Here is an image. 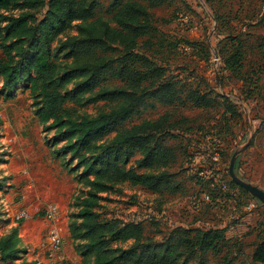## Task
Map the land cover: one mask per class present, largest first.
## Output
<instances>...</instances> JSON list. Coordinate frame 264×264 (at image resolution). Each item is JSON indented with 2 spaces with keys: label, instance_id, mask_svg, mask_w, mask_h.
<instances>
[{
  "label": "trees",
  "instance_id": "trees-1",
  "mask_svg": "<svg viewBox=\"0 0 264 264\" xmlns=\"http://www.w3.org/2000/svg\"><path fill=\"white\" fill-rule=\"evenodd\" d=\"M161 2L111 0L108 16L103 17L98 14L100 0H0L1 86L6 95H12L18 84L25 83L36 101L40 123L50 121L46 128L54 129L53 140L63 142L56 153L68 155V164L75 161L70 168L77 171L74 179L86 181L89 191L74 198L77 210L68 231L73 240L82 241L79 252L83 259L90 255L92 264H206V252H218L221 245L229 251L234 246L226 240L223 227L175 226L161 240H153L140 221L99 216V193L117 182L157 194H175L181 189L175 172L168 170L176 160L175 149L165 143L175 123L169 124L170 118L164 114L125 125L131 117L157 104L210 108L218 103L223 124L187 135L206 140L210 136L207 141L219 153L221 150V159L228 123L237 124L241 117L236 102L222 94L217 102L209 90L200 91L177 76H168L164 66L146 53H153L155 42L159 47L165 43L172 47L157 34L151 20L150 8ZM42 8V17H38ZM214 16L217 22L222 18ZM75 22L76 34L61 42L58 50L71 59V67L59 73L51 44ZM227 39L232 47L221 52L223 71L241 70L247 47L257 49L264 59V35L255 46L238 36ZM251 76L258 78L254 73ZM70 82L73 86L67 89ZM99 102L109 108L79 118L74 117L75 106L69 105ZM3 157L0 152V163L5 161ZM4 181L0 178V188ZM228 184L249 197L232 180ZM4 214L7 216L0 210V228L7 223ZM18 243L14 230L0 234V264H34L22 259ZM249 257L248 264H264V237L253 244Z\"/></svg>",
  "mask_w": 264,
  "mask_h": 264
},
{
  "label": "rangeland",
  "instance_id": "rangeland-1",
  "mask_svg": "<svg viewBox=\"0 0 264 264\" xmlns=\"http://www.w3.org/2000/svg\"><path fill=\"white\" fill-rule=\"evenodd\" d=\"M110 1L100 0L99 15L108 16L106 8ZM43 12L44 8L39 10L38 17H42ZM150 12L157 34L167 43L171 42L172 47L166 43L159 47L155 42L153 53H146L164 66L168 76H177L200 91L209 90L217 102H220L219 94L236 102L241 117L237 124L229 121L227 143H220L223 149L222 159L220 155L218 161V176L215 169L209 170L214 163L210 142L187 135L189 131L210 130L223 124L218 103L210 108L157 104L131 117L125 125L156 119L164 114L169 116V124L175 123L165 143L175 149L176 160L168 170L175 172L181 189L175 194H157L139 185L117 182L99 193V216L125 222L140 221L147 236L153 240H161L175 226L223 227L226 240L234 246L229 251L221 245L218 252H206V264H248L253 244L264 237V205L248 191L249 197H246L229 186L228 166L233 154L248 143L236 155L235 173L264 190V59L257 49L247 47L241 70L223 71L221 52H227V46H230L227 38L230 36H238L245 43L256 45L264 35V0H162L150 8ZM215 14L222 15L219 22ZM75 24L51 44L59 73L71 67V59L58 50L61 42L76 34ZM182 44L188 49H182ZM253 73L258 78H253ZM253 84L256 86L252 87ZM72 86L73 82H70L66 87ZM35 102L24 82L17 85L12 95H6L0 80V152L4 153L5 160L0 163V178L5 179L0 188V210L12 214L26 208L29 212V217L22 220H13L4 214L7 223L0 228V234L14 230L19 237L22 259L34 264H92L90 255L83 259L79 252L82 241L73 240L68 231L72 214L77 210L74 198L87 193L89 187L84 179L80 182L74 179L77 171L70 168L75 161L68 164V155L62 157L56 153L55 149L63 142L53 140L54 129L46 128L50 121L45 125L40 123ZM69 105L76 108L75 118L109 108L100 102ZM209 192L212 193L211 202L201 203L198 207L191 204L192 195ZM248 203L256 204L260 211L252 214L253 210L245 208ZM49 204L57 209L54 222L42 215ZM53 223L61 229L62 244L58 253L49 258L46 236ZM258 223L263 226L259 232L252 233L247 228ZM230 227L237 232L228 231Z\"/></svg>",
  "mask_w": 264,
  "mask_h": 264
},
{
  "label": "built area",
  "instance_id": "built-area-1",
  "mask_svg": "<svg viewBox=\"0 0 264 264\" xmlns=\"http://www.w3.org/2000/svg\"><path fill=\"white\" fill-rule=\"evenodd\" d=\"M181 48L184 50H187L188 47L184 44L181 45ZM210 139V136H207V140ZM215 140V139H214ZM215 142V141H214ZM214 145V144H213ZM213 147V146H212ZM213 158L214 163L212 164V167L209 168V170L215 169L216 170V176L219 175L220 168L218 167V161L220 159V153L218 150H216L213 147ZM216 180V178H215ZM211 201V195L209 193H203L201 195H192L190 198V202L194 207H198L201 203H208ZM253 203H248L245 208L247 210H253L254 209ZM44 218L49 220L50 222H54L57 217V209L53 204H49L44 208L43 211ZM8 217L12 218L13 220H22L29 217V212L26 208L19 209L12 214H8ZM62 244V235H61V229L53 223V225L49 228L46 236V254L49 258H53L58 251L60 250Z\"/></svg>",
  "mask_w": 264,
  "mask_h": 264
},
{
  "label": "water",
  "instance_id": "water-1",
  "mask_svg": "<svg viewBox=\"0 0 264 264\" xmlns=\"http://www.w3.org/2000/svg\"><path fill=\"white\" fill-rule=\"evenodd\" d=\"M248 145V143H245L240 150L233 154L231 161L229 163L228 166V172L230 175V178L233 182H235L236 184H238L239 186L243 187L245 190H247L253 197H255L256 199H258V201L260 202L261 205H264V190L261 189V187L256 186L251 184L250 182H247L246 179H242L239 176L236 175L235 173V169H234V162L235 159L237 158L236 155L242 151L246 146Z\"/></svg>",
  "mask_w": 264,
  "mask_h": 264
},
{
  "label": "crops",
  "instance_id": "crops-1",
  "mask_svg": "<svg viewBox=\"0 0 264 264\" xmlns=\"http://www.w3.org/2000/svg\"><path fill=\"white\" fill-rule=\"evenodd\" d=\"M230 176V175H229ZM238 185V184H237ZM243 188V187H242ZM244 189V188H243ZM247 191V190H246ZM255 207H254V209H253V211L251 212L252 214H254V213H256V212H259L260 211V209L259 208H257L256 207V204L254 205ZM256 225V224H255ZM258 227H259V229H258ZM262 225H261V223H258V225L257 226H253V225H251V226H249V227H247L249 230H251L252 231V233H254V232H259L261 229H262ZM228 231H230V232H232V233H235V232H237L236 230H235V228H233V227H230V229L228 230Z\"/></svg>",
  "mask_w": 264,
  "mask_h": 264
}]
</instances>
